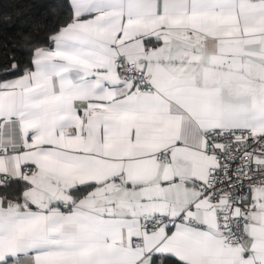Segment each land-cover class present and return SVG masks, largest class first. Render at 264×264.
Masks as SVG:
<instances>
[{"label":"crops","instance_id":"obj_1","mask_svg":"<svg viewBox=\"0 0 264 264\" xmlns=\"http://www.w3.org/2000/svg\"><path fill=\"white\" fill-rule=\"evenodd\" d=\"M69 2L50 45L0 82V174L26 183L0 194V264H264V184L235 247L216 228L223 202L202 196L203 132L264 134V0ZM119 55L151 90L120 76ZM163 212L196 225L143 227Z\"/></svg>","mask_w":264,"mask_h":264},{"label":"built area","instance_id":"obj_2","mask_svg":"<svg viewBox=\"0 0 264 264\" xmlns=\"http://www.w3.org/2000/svg\"><path fill=\"white\" fill-rule=\"evenodd\" d=\"M114 64L120 76L132 82L140 91L151 90L149 77L143 68L119 55ZM203 154L211 158L208 177L202 188V196L209 202L222 204L215 208L216 228L227 246H239L244 236V224L255 206L248 195L264 184V134L249 127L213 128L203 132ZM158 159L167 160L166 154ZM9 181V176L0 174V185ZM143 227L156 231L160 226L173 228L183 223L195 226L193 219L171 216L168 212L143 216ZM140 238L134 239L140 245Z\"/></svg>","mask_w":264,"mask_h":264},{"label":"trees","instance_id":"obj_3","mask_svg":"<svg viewBox=\"0 0 264 264\" xmlns=\"http://www.w3.org/2000/svg\"><path fill=\"white\" fill-rule=\"evenodd\" d=\"M72 18L69 0H0V82L21 75L31 66L37 48L48 47L51 37ZM26 183L8 181L0 194L19 198ZM87 186L72 189L74 198ZM150 264H184L171 256H153Z\"/></svg>","mask_w":264,"mask_h":264}]
</instances>
